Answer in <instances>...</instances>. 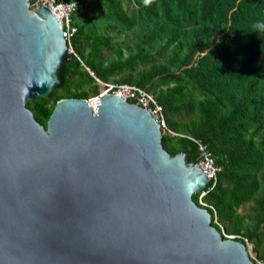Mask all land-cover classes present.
<instances>
[{
    "label": "water",
    "instance_id": "1",
    "mask_svg": "<svg viewBox=\"0 0 264 264\" xmlns=\"http://www.w3.org/2000/svg\"><path fill=\"white\" fill-rule=\"evenodd\" d=\"M34 1L0 0V264H258L193 199L207 178L144 108L106 94L35 118L67 44Z\"/></svg>",
    "mask_w": 264,
    "mask_h": 264
},
{
    "label": "trees",
    "instance_id": "2",
    "mask_svg": "<svg viewBox=\"0 0 264 264\" xmlns=\"http://www.w3.org/2000/svg\"><path fill=\"white\" fill-rule=\"evenodd\" d=\"M85 1L105 11V30L86 23ZM73 20L81 60L67 57L59 85L27 102L35 118L46 125L58 100L98 93L81 61L103 81L146 87L181 134H164V149L195 164L192 137L222 168L203 197L212 224L221 232L216 217L225 233L253 243L264 262V0H82Z\"/></svg>",
    "mask_w": 264,
    "mask_h": 264
},
{
    "label": "built area",
    "instance_id": "3",
    "mask_svg": "<svg viewBox=\"0 0 264 264\" xmlns=\"http://www.w3.org/2000/svg\"><path fill=\"white\" fill-rule=\"evenodd\" d=\"M81 1L82 0H36L30 6V8H34L40 5L44 6L50 11V13L58 21L63 37L66 41L67 57L71 58L72 56H74L79 60L81 59L73 44V39L78 34V26L74 23L73 16L75 11L81 4ZM81 64L95 78L96 82L99 85L98 93L95 96L89 98V102L94 99H100L106 94L117 95L123 98L125 101L138 105L147 110L159 125L163 135H181L168 127L161 105L157 102L155 95L150 92L146 87H141L134 83L127 82L119 83L115 81H103L99 79L94 74V72L89 67H87L82 61ZM189 138L195 141L198 146L197 161L195 164L203 172L208 181L205 189L200 192L198 196V203L202 207L206 208L209 205L203 201V197L216 184L218 174L222 168L216 163L215 157L213 156L212 152L208 149L205 143L192 137ZM214 221L219 226V228H221L222 233L226 238L236 240V235H230L225 233L222 223L219 222L216 217L214 218ZM245 244L248 247V251L252 252V245L249 244L247 240ZM251 257L256 261V263L264 264V262L258 260L253 255H251Z\"/></svg>",
    "mask_w": 264,
    "mask_h": 264
},
{
    "label": "rangeland",
    "instance_id": "4",
    "mask_svg": "<svg viewBox=\"0 0 264 264\" xmlns=\"http://www.w3.org/2000/svg\"><path fill=\"white\" fill-rule=\"evenodd\" d=\"M94 2V1H93ZM92 2V3H93ZM88 2L87 1H85V5H83V7L85 8L86 7V4H87ZM89 4V3H88ZM85 10H86V15H87V18H86V23H89V22H95V23H97L98 21L100 22V24H101V26H102V29L103 30H105L107 27H108V22H106L105 20H104V18H108V16H107V14L105 13V11L104 10H102L101 8H99V6H92V5H90L88 8H85ZM78 15V14H77ZM80 16V15H79ZM82 19H84V18H82ZM112 35H114V34H112ZM127 36V39H128V41H132V35H126ZM125 35H123V34H121V35H114V37H113V40H122V39H124L125 37H126ZM110 55V57H112V56H115L114 55V53L113 52H108V54H106L105 56L106 57H108ZM126 55V54H125ZM84 67V66H83ZM84 69H86L85 67H84ZM87 70V69H86ZM97 83V82H96ZM98 84V83H97ZM98 87H99V85H98ZM96 94H90V96H89V98H91V97H93V96H95ZM88 98V99H89ZM30 102L33 104L34 103V101L33 100H30ZM193 198H194V200L195 201H198V198H197V194H194L193 195ZM241 209V213H244V214H246L247 213V211H248V204L246 203L243 207H241L240 208ZM222 225H223V227H224V223H222ZM221 229V228H220ZM221 232H222V230H221ZM249 244H251L252 245V247H254V244L253 243H249ZM249 253L251 254V255H253L254 257H256L257 258V252L253 249L252 250V252L251 251H249Z\"/></svg>",
    "mask_w": 264,
    "mask_h": 264
},
{
    "label": "bare ground",
    "instance_id": "5",
    "mask_svg": "<svg viewBox=\"0 0 264 264\" xmlns=\"http://www.w3.org/2000/svg\"><path fill=\"white\" fill-rule=\"evenodd\" d=\"M94 100H95V99H94ZM91 101H92V100H91ZM91 101H90V102H91Z\"/></svg>",
    "mask_w": 264,
    "mask_h": 264
}]
</instances>
